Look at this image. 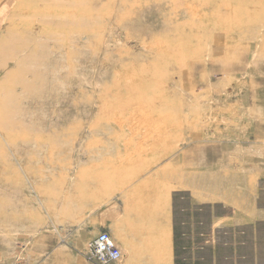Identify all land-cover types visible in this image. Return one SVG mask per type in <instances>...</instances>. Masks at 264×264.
I'll use <instances>...</instances> for the list:
<instances>
[{
	"label": "rangeland",
	"instance_id": "1",
	"mask_svg": "<svg viewBox=\"0 0 264 264\" xmlns=\"http://www.w3.org/2000/svg\"><path fill=\"white\" fill-rule=\"evenodd\" d=\"M7 1L0 264H170L121 235L264 186V0Z\"/></svg>",
	"mask_w": 264,
	"mask_h": 264
},
{
	"label": "crops",
	"instance_id": "2",
	"mask_svg": "<svg viewBox=\"0 0 264 264\" xmlns=\"http://www.w3.org/2000/svg\"><path fill=\"white\" fill-rule=\"evenodd\" d=\"M251 199L230 206L202 203L193 207L187 199L186 206L177 210L172 200L169 221L157 214L139 228L135 222V229L121 235V241L141 243L147 252L144 256L153 261L169 257L170 264H264V186ZM109 211L108 206L107 228ZM150 214V218L156 216Z\"/></svg>",
	"mask_w": 264,
	"mask_h": 264
},
{
	"label": "built area",
	"instance_id": "3",
	"mask_svg": "<svg viewBox=\"0 0 264 264\" xmlns=\"http://www.w3.org/2000/svg\"><path fill=\"white\" fill-rule=\"evenodd\" d=\"M95 243H91L90 248L91 251L94 249V252H102V250H107L112 248V245L109 243V237L108 234L103 232L101 234H99L98 237H96L95 239ZM120 258V255L118 254L117 251L112 250L110 252V254L107 255V257H101L100 260L101 261H105L106 263H113L115 261H117Z\"/></svg>",
	"mask_w": 264,
	"mask_h": 264
},
{
	"label": "bare ground",
	"instance_id": "4",
	"mask_svg": "<svg viewBox=\"0 0 264 264\" xmlns=\"http://www.w3.org/2000/svg\"><path fill=\"white\" fill-rule=\"evenodd\" d=\"M9 1V0H8ZM7 1V2H8ZM6 5V4H5ZM99 235H96V236H94L93 238H92V240L89 242V246H88V251H89V254H90V256L92 257V258H94L95 259V261L97 262V263H99V264H109V263H106L104 260L103 261H101L100 260V258L101 257H107V255L108 254H110V252L112 251V250H115V251H117L118 252V254L121 256V252H120V250H119V248H118V246L116 245V243L113 241V239H111V237H109V243L112 245V248H110V249H107V250H102V252H94V249L91 251V248H90V245H91V243H95V239H96V237H98Z\"/></svg>",
	"mask_w": 264,
	"mask_h": 264
}]
</instances>
